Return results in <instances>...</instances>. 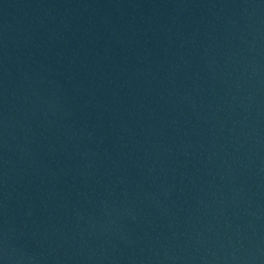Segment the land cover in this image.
<instances>
[{"label":"water","instance_id":"obj_1","mask_svg":"<svg viewBox=\"0 0 264 264\" xmlns=\"http://www.w3.org/2000/svg\"><path fill=\"white\" fill-rule=\"evenodd\" d=\"M0 264H264V0H0Z\"/></svg>","mask_w":264,"mask_h":264}]
</instances>
